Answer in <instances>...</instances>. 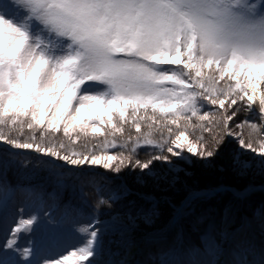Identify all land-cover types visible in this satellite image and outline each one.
<instances>
[{"label": "snow or ice", "instance_id": "snow-or-ice-1", "mask_svg": "<svg viewBox=\"0 0 264 264\" xmlns=\"http://www.w3.org/2000/svg\"><path fill=\"white\" fill-rule=\"evenodd\" d=\"M229 138L264 169V0H0V142L51 158L41 163L58 182L67 169L96 186L92 166L151 174L165 152L210 159ZM147 147L159 154L141 160ZM32 211L4 241L25 258L34 251L18 241L44 213ZM158 215L150 207L140 218ZM78 231L76 245L43 264H100L103 233L91 221ZM236 256L230 264H264L239 247Z\"/></svg>", "mask_w": 264, "mask_h": 264}, {"label": "rangeland", "instance_id": "rangeland-1", "mask_svg": "<svg viewBox=\"0 0 264 264\" xmlns=\"http://www.w3.org/2000/svg\"><path fill=\"white\" fill-rule=\"evenodd\" d=\"M243 113L247 112L239 114L240 120H243ZM13 150L15 152L10 153H19V155H5L0 150V264H26L27 260L40 261V264H43L42 260H40L41 257H55L65 247L76 245L79 228L86 222L91 221L93 223L95 220L88 204H91L90 193L86 191V188L90 185L82 183L76 178L74 175L76 170L69 172L67 169L64 170L66 175L63 181L58 182L50 173L49 166L41 163L42 160L51 158L44 157L38 153L29 154L32 150ZM112 151L115 152L118 149ZM165 155H168V161H154L151 174H147V170L132 167L123 168L119 173L96 166H92L89 169L92 170L91 173L96 177V186H93L94 188L90 186V188L97 192L102 188L106 192L108 201L116 202L119 198L128 194H133L136 199H140L139 196H143V193H145V196L152 198V200L146 201L148 204L144 205L134 203L135 200L130 201L129 203L133 204L136 209L135 213L116 212L103 217L97 216L98 223L101 222L104 226H110V220L115 217L121 220L118 227L110 230L101 227L96 228L103 233L102 249L98 250L99 255L95 257L97 261H100V264H122L127 251L126 247L131 242L137 239L138 241H143V238H146V234L154 235L164 231L166 228L164 221L167 216L164 205L169 203L171 208L173 206L168 197L164 195L179 187L178 184L181 186L180 192L182 193L193 187L198 188L200 185L205 187H202L201 190L198 189V191L209 190V185L221 184L226 182V180H230L228 183L232 181L239 187H244L242 189L231 187L237 190L243 191L248 188L264 189V169H262L260 164L262 158L257 154L241 149L234 139H227L225 145L210 159H202L186 151L179 157L167 152ZM236 157L250 161L252 166L246 171H241L234 162ZM144 159L143 157L142 160ZM56 163L62 162L57 161ZM107 173L112 176H108ZM68 180L69 182H67ZM13 183L16 185H13ZM127 183L131 185L133 190ZM222 187L229 186L222 185L214 188L219 189ZM151 191L152 193L157 192L159 195L149 194ZM261 191L264 192V190ZM191 192L193 193L192 190L189 193ZM262 192L255 194L256 196L252 200L222 196L217 201L220 216L216 222L211 217L201 226L199 221L192 224V228H200L198 231L199 236L207 245L208 250L213 247L221 236L226 207H230L233 219H235L231 226L227 228L229 233L234 228L233 224H236L240 217L241 220H249L248 216L258 206L264 210V193ZM162 194L163 196H160ZM110 196L112 199H109ZM199 202H208V200L200 198L197 200V203ZM52 203L56 208H54ZM129 203L128 205L130 206ZM197 203L196 201L192 203L191 210H189L190 213H193L194 209L198 207L199 204ZM150 207L157 208L159 212L158 218L151 225L144 223L140 218L142 211ZM24 209L35 210L32 211V214H37L40 209L44 210L42 216L38 215V223L34 226V233L28 234L29 239L27 241H18L24 246L32 247L34 255L27 258L21 255L19 249H10L4 246L5 239L11 238L10 230L15 227V221L20 219ZM99 212L100 210L96 213ZM249 226H253V224L250 223ZM256 227L262 229V231L257 233L256 228H251L258 237L256 244L264 247V224L259 225L257 222ZM126 233H129V235L126 236ZM250 237H253L252 231L250 232ZM182 239L179 223L176 232L172 235V247H176ZM251 242L253 243V240ZM250 243L246 242L245 247L243 245V248L240 249H246V247L251 245ZM141 244V254L139 255L142 260L140 262L143 263L144 261V264H150L151 261L154 262L155 260L159 264H166L178 258L175 247L173 250H165L164 244L163 253H150L142 248L146 244ZM182 254L184 258L182 262L184 264L196 263L195 257L198 254L196 248ZM206 256L209 259L210 254L207 253Z\"/></svg>", "mask_w": 264, "mask_h": 264}, {"label": "trees", "instance_id": "trees-1", "mask_svg": "<svg viewBox=\"0 0 264 264\" xmlns=\"http://www.w3.org/2000/svg\"><path fill=\"white\" fill-rule=\"evenodd\" d=\"M246 117H247V113H243L242 114V118L245 119ZM0 150L5 155H9L10 154L3 148H0ZM155 154H159L158 150H154L151 147H147V148H142V149L138 150L136 156L142 160L143 157L146 158L148 156L155 155ZM107 175L108 176H112L110 173H107ZM228 181H230V180H226V182H222L221 184L217 183V184L209 185L208 188L211 189V188L222 186V185L229 186V187L234 186V187H236L238 189L244 188V187H239L238 185H236L232 181L230 183H228ZM67 182H69V180ZM13 185H16V184L13 183ZM127 185L132 189L130 184L127 183ZM257 185H259V184H257ZM90 186H92V185H90ZM90 186L88 188H86V191H88L90 193V197H91L90 198V202H91L92 205L90 203H88V204H89V206L91 208L90 211H91V214H92L93 218H97V216L98 217H103V216H106L107 214L116 213V212H119V213H121V212H127V213L132 212V213H135V211H136L135 207L133 206V204L129 203L132 200H135L134 203H137L139 205H142V204L144 205V204L147 203L146 202L147 200H145V199H143V200L141 198L140 199L139 198L136 199L133 196V194H128L125 197L119 198L116 202H111V201L107 200L106 192L103 190L104 193H105L103 198L105 200H107V203L104 204V205H100L98 203V201L101 199L100 191L97 192L94 189L92 190V188H90ZM178 186L179 187H176V188L172 189L171 192H167L164 195V196L168 197V199H169V201H170V203L172 205H178L188 195V193L191 190L194 192V191H198V189L201 190L202 187H205L203 185H200L198 188L197 187H193L192 189H189L190 191L189 190L188 191L184 190L185 192L182 193V192H180V190H181L180 187L181 186L179 184H178ZM260 192H262V191L254 192V193H252L251 195H249L248 197H245V198H247V200H252L256 196L255 194L260 193ZM150 193H151V195L152 194H158L157 192L156 193L155 192L152 193V191L149 192V194ZM262 193H264V192H262ZM163 194L160 195V196H163ZM143 195H146V194L143 193ZM222 196H228L229 198H233V196L230 194V192L224 191V192H220V193L216 194L215 196L207 199L208 202H203V203L199 202V203H197L198 199H196L193 202L196 201V203L199 204L198 207H196L194 209L193 213L189 212L187 215H185L184 217H182L180 219L179 223H180L181 232H182V238H183L181 240V242H180V247H181V251L183 253L191 251V250H193L195 248H200L204 252H208L209 251L208 248H207V245L204 243V241H202V239L199 236L198 231H199L200 228L199 227L192 228V224L195 223L196 221H199V224L201 223L200 224V226H201L202 224L206 223L211 217L214 218V222H216L218 220L219 216H220V214H219V206L217 204V201H219V198H221ZM128 203L130 204V206L128 205ZM169 205H170L169 203L164 205L165 214H167L166 219L164 221V226L165 227L169 223L170 218H171L172 213H173V209ZM54 208H56L55 205H54ZM94 210L96 212H98L100 210V212L96 213ZM212 229H214V228H212ZM150 264H159V263H157L156 260H155L154 262L151 261Z\"/></svg>", "mask_w": 264, "mask_h": 264}, {"label": "bare ground", "instance_id": "bare-ground-1", "mask_svg": "<svg viewBox=\"0 0 264 264\" xmlns=\"http://www.w3.org/2000/svg\"><path fill=\"white\" fill-rule=\"evenodd\" d=\"M230 189H231V191L233 193H236V196H233V197H237L238 195H239L238 197H240L242 194H244V193H240V192H244V190L242 191V190H237V189L233 190L232 188H230ZM248 189H250V188H248ZM209 190H203V191H209ZM224 191H225L224 189L221 190V192H224ZM237 192H239V193H237ZM190 196L191 195L187 196L185 199L182 200V202L180 204H178L177 206L174 207L173 213H172L173 217L171 218L170 222L167 224V226L165 228L166 229L165 232H163V233L161 232V233L154 234V235L153 234H149V235L146 234L145 235L146 238H143L144 239L143 241H138V239H137V240L131 242V244L128 245V247H126L127 251H126V254H125L124 259L122 261V264H137L138 262L140 263V261L142 260V258L139 255V254H141L140 253V250H141L140 244L141 243H145L146 244L145 247H142L143 250H145L147 252H150V253H155V252L156 253H158V252H162L163 253L162 249H163L164 244H165V247H166L165 250H168L169 248H171L170 250H173L175 246L172 247L171 239H172V235L177 230V226L179 225V224L178 225H175V224L178 223L179 218L183 215V214H178L177 210L185 206L186 202L189 201ZM139 197L142 198V199H145V200H148L150 198L149 196H145V195L139 196ZM226 208L230 209V207L228 208V206ZM118 219L115 217L112 220H110V224H109L110 226H104L103 224L100 223V227L101 228H107V230H110L112 228H116L121 223V220H118ZM222 224H223V222H222ZM248 227L249 228H253V229L256 228V226H249V225H248ZM244 231L245 230L239 231L238 232V237H242L244 235ZM164 233H166V235H164ZM125 235L128 236L129 233H126ZM250 244L252 246H254L255 250H257L258 246L254 242V240H253V243L251 242ZM175 249L177 250V246L175 247ZM258 250L264 257V247H260V248H258ZM217 252H219V251H217ZM214 256L216 257L215 259H217V260L220 259V261H218V264H226L227 258H225V257H224L225 259L221 258L217 254H215ZM195 261H196L195 264H211V262L208 261V259L204 255V253L201 252L200 250H198V254L195 257ZM169 264H183L182 258L179 257V259L174 260L172 263H169Z\"/></svg>", "mask_w": 264, "mask_h": 264}, {"label": "built area", "instance_id": "built-area-1", "mask_svg": "<svg viewBox=\"0 0 264 264\" xmlns=\"http://www.w3.org/2000/svg\"><path fill=\"white\" fill-rule=\"evenodd\" d=\"M250 221L253 222L252 219H250ZM233 222H234L233 215H232V212H230V215H229L227 221L226 222H225V220L223 221V224H222L223 231H225L226 227L229 226V225H231ZM100 223L98 224V228L100 227ZM237 235H236V238H237ZM222 238H223V240L221 241V246L224 247L227 243H230V241H231V234L223 233L222 234Z\"/></svg>", "mask_w": 264, "mask_h": 264}, {"label": "water", "instance_id": "water-1", "mask_svg": "<svg viewBox=\"0 0 264 264\" xmlns=\"http://www.w3.org/2000/svg\"><path fill=\"white\" fill-rule=\"evenodd\" d=\"M228 187H223V189H227ZM233 190L235 189V188H232ZM228 190H231V189H228ZM253 190H255V191H258V190H262V188H259V189H248L247 190V192H250V191H253ZM246 191H244V192H242V193H244V194H246L247 193ZM204 193H209V192H206V191H203V192H201V194H204ZM238 193V192H237Z\"/></svg>", "mask_w": 264, "mask_h": 264}]
</instances>
